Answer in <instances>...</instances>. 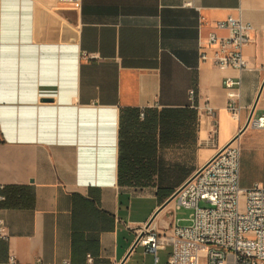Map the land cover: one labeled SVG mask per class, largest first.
<instances>
[{"label":"crops","instance_id":"1","mask_svg":"<svg viewBox=\"0 0 264 264\" xmlns=\"http://www.w3.org/2000/svg\"><path fill=\"white\" fill-rule=\"evenodd\" d=\"M230 15L254 27L241 73L201 60ZM263 79L264 0H0V264H155L138 230L186 220L160 208L237 136L264 186Z\"/></svg>","mask_w":264,"mask_h":264},{"label":"built area","instance_id":"2","mask_svg":"<svg viewBox=\"0 0 264 264\" xmlns=\"http://www.w3.org/2000/svg\"><path fill=\"white\" fill-rule=\"evenodd\" d=\"M216 27L225 30L226 35L211 32L206 45L201 46V60L211 61L221 71L248 70L244 49L253 40V25L240 16L230 15L217 22ZM83 57L93 56L85 53ZM223 84L228 90H238L242 80L226 77ZM189 94L194 103L196 92L191 90ZM257 99L264 101V79ZM241 109L239 100L232 97L227 104L228 112L237 119ZM204 111L214 114L209 100ZM144 115L142 112V118ZM249 126L264 129V115L252 117ZM240 162L237 140L220 149L178 189L177 207L190 212L188 218L172 222L162 232L156 220L147 223L138 230L136 247L152 254L155 264L160 262L159 252L168 247L172 251L167 264H264V186L256 184L243 189ZM2 189L4 186H0ZM5 199L0 194V201ZM0 238H7L1 219ZM6 264L17 262L11 258Z\"/></svg>","mask_w":264,"mask_h":264},{"label":"water","instance_id":"3","mask_svg":"<svg viewBox=\"0 0 264 264\" xmlns=\"http://www.w3.org/2000/svg\"><path fill=\"white\" fill-rule=\"evenodd\" d=\"M253 112H254V111H253ZM253 112H252V114H251V116H250V118H249V120H248L246 126L243 128V130H245V129L249 126L250 121H251V119H252V117H253ZM243 130H242V131H243ZM237 138H238V136H237L236 138H234V140H232L229 144H231L232 142H234L235 140H237ZM229 144H228V145H229ZM228 145H227V146H228ZM225 147H226V146H225ZM193 177H194V176H193ZM178 192H179V190L175 192V194H174V195H173V196H172V197L166 202V204H164V205L160 208V210H162V209H163L168 203H170L171 201L175 200V198H176ZM160 210H159V211H160ZM157 214H158V212L154 214V216L151 218V220L148 222V224H150V223L155 219V217L157 216ZM136 246H137V242H135V244H134V246H133L132 249L136 248Z\"/></svg>","mask_w":264,"mask_h":264},{"label":"rangeland","instance_id":"4","mask_svg":"<svg viewBox=\"0 0 264 264\" xmlns=\"http://www.w3.org/2000/svg\"><path fill=\"white\" fill-rule=\"evenodd\" d=\"M255 118H257V117L254 116V119H255ZM188 213H189V212H188Z\"/></svg>","mask_w":264,"mask_h":264}]
</instances>
